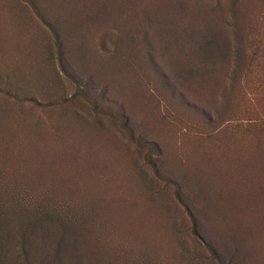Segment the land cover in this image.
Here are the masks:
<instances>
[{
	"label": "rangeland",
	"instance_id": "1",
	"mask_svg": "<svg viewBox=\"0 0 264 264\" xmlns=\"http://www.w3.org/2000/svg\"><path fill=\"white\" fill-rule=\"evenodd\" d=\"M263 137L264 0H0V167L82 214L75 253L264 264Z\"/></svg>",
	"mask_w": 264,
	"mask_h": 264
},
{
	"label": "trees",
	"instance_id": "2",
	"mask_svg": "<svg viewBox=\"0 0 264 264\" xmlns=\"http://www.w3.org/2000/svg\"><path fill=\"white\" fill-rule=\"evenodd\" d=\"M143 18L145 17L135 18L139 21L135 23L132 18H128L131 21L129 29H118L115 35V62L121 61V50L126 49L128 54L133 49L135 40L137 41L133 35ZM121 125L125 128L124 120ZM262 139H250L248 149H258L257 152L264 155V137ZM30 141L33 153L38 155L42 152L40 145L32 139ZM250 145L253 146L249 147ZM18 154L21 155L20 152ZM247 166L251 168L252 163L247 162ZM19 167L18 164L14 166L13 173L22 175L20 178L17 174L14 175L12 179L15 180L11 183L5 180V170L0 167V264H109L107 261H94L85 252L81 255L75 253V243L84 241L82 230L76 228L82 214L74 212L71 216L64 213L62 208L56 211L53 204H49L52 208L47 209L42 202H38L42 204L40 207H34L33 200H40V196L31 194L30 187L38 177L31 174L30 169L18 172ZM255 198V203L264 201V194H261L262 199Z\"/></svg>",
	"mask_w": 264,
	"mask_h": 264
}]
</instances>
